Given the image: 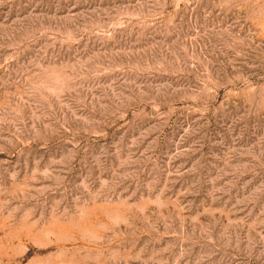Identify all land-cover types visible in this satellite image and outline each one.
Here are the masks:
<instances>
[{
    "label": "rangeland",
    "instance_id": "obj_1",
    "mask_svg": "<svg viewBox=\"0 0 264 264\" xmlns=\"http://www.w3.org/2000/svg\"><path fill=\"white\" fill-rule=\"evenodd\" d=\"M0 264H264V0H0Z\"/></svg>",
    "mask_w": 264,
    "mask_h": 264
}]
</instances>
